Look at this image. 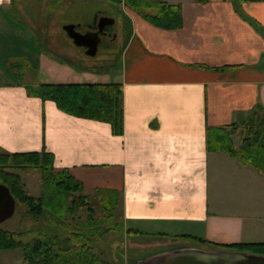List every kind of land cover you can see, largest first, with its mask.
<instances>
[{"label":"crops","instance_id":"0c3cea01","mask_svg":"<svg viewBox=\"0 0 264 264\" xmlns=\"http://www.w3.org/2000/svg\"><path fill=\"white\" fill-rule=\"evenodd\" d=\"M107 1L131 29L109 70L30 51L26 29L32 27L19 15L29 0H0V149H44L84 192H117L122 217L149 233L263 242L264 206L250 211L246 200L264 199V174L224 150L209 151L207 137L210 129L241 122L255 104L264 107V0H242L256 27L231 0H163L181 4L183 25L173 30ZM15 42L25 47L13 52ZM27 67L34 78L26 81ZM110 82L123 89L120 135L108 123L67 114L27 91L40 84ZM184 246L192 245L162 250Z\"/></svg>","mask_w":264,"mask_h":264},{"label":"trees","instance_id":"16d2710c","mask_svg":"<svg viewBox=\"0 0 264 264\" xmlns=\"http://www.w3.org/2000/svg\"><path fill=\"white\" fill-rule=\"evenodd\" d=\"M112 1L119 7L133 10L158 28L173 30L183 25L179 3L163 0ZM194 1L204 4L209 0ZM231 1L242 18L258 26L243 12L242 0ZM123 29L125 37L129 36L130 23L125 16ZM27 91L44 101H53L67 114L108 123L114 135L123 133V89L119 83L40 84L27 87ZM234 137L239 141L236 148ZM207 148L209 151L224 150L240 164L264 174V107L255 104L241 122L210 129ZM53 164V155L44 149L13 153L0 149V182L9 188L16 206L22 205V219L28 222V227L18 232L0 226V252L18 250L22 264H115L99 256L94 245L108 232L122 228L117 219L111 221L121 216L118 193L102 189L86 193L82 183L66 168L56 169ZM29 170L38 173L41 191L37 196L29 193L20 175V172ZM126 233L197 240L215 249L264 255V242L219 244L194 235L149 233L135 227H128Z\"/></svg>","mask_w":264,"mask_h":264},{"label":"rangeland","instance_id":"374dc122","mask_svg":"<svg viewBox=\"0 0 264 264\" xmlns=\"http://www.w3.org/2000/svg\"><path fill=\"white\" fill-rule=\"evenodd\" d=\"M25 11L29 16L25 14ZM23 12L19 13L20 18H23L25 21L29 20L30 22H27L32 27H27L26 29L32 37L31 46L29 47L30 51L36 49L38 52H44L59 60L64 58V60L73 64L94 66L95 68L108 69L110 66L118 63L117 61L114 62V59H118L117 54L123 45L125 31L123 29V17L118 13L117 7L113 3L107 0H29ZM101 16L115 19L114 25L110 28V35L112 34V36L103 38L95 56H88L83 47L73 44L63 26L74 24L78 31L86 32L88 28L96 24ZM124 16L127 18L126 15ZM6 45L7 49L10 48L9 44ZM12 45L14 48L13 52L19 47H25V45L16 42ZM30 57H34L32 52H30ZM15 60L20 61L19 58L18 60L15 58ZM28 62L29 60H27ZM27 69L28 67L22 68V80L27 81L34 78L30 74L34 70L31 67ZM16 71L19 70L16 69ZM28 73L31 76H27ZM5 78L7 79V76ZM237 141L238 138L235 139L236 145ZM20 175L25 181V186L29 193L35 196L39 195L41 190L38 173L34 170H29L20 172ZM246 201H248L247 204L250 211H255L264 206V199L261 198V195L259 197L252 195ZM22 214L23 207L21 204H18L13 216L0 224L1 228L14 232L24 231L23 228L28 227V222L23 221ZM120 215V217H115L111 221H116L117 219L118 222L122 223V228L117 231L108 232L94 245L95 252L109 262L115 264H138L139 260L152 252L180 244H188L192 245L189 247H199L201 249L208 248L207 245L197 240H173L165 237L128 234L126 233L128 227H137L138 225L127 222L122 217V214ZM259 215L257 214L256 216ZM261 218L258 217L255 221L257 226L261 225L259 222ZM261 223L264 225V220ZM143 228V226L139 227V229L144 231ZM0 264H22L20 252L18 250L0 252Z\"/></svg>","mask_w":264,"mask_h":264},{"label":"water","instance_id":"95a60500","mask_svg":"<svg viewBox=\"0 0 264 264\" xmlns=\"http://www.w3.org/2000/svg\"><path fill=\"white\" fill-rule=\"evenodd\" d=\"M115 19L101 16L96 22L95 30L80 32L74 24H66L63 29L78 47H83L88 56H95L106 34L105 28L112 26ZM16 210V200L9 188L0 182V224L10 219ZM138 264H264V255L244 251L211 249L197 247H176L152 253Z\"/></svg>","mask_w":264,"mask_h":264},{"label":"flooded vegetation","instance_id":"af4514ba","mask_svg":"<svg viewBox=\"0 0 264 264\" xmlns=\"http://www.w3.org/2000/svg\"><path fill=\"white\" fill-rule=\"evenodd\" d=\"M110 28H111V26H107L106 28H105V31H106V34L105 35H102V37L104 36V37H111L112 36V34L110 35ZM96 29V24L94 25V29H91V30H95ZM101 37V38H102Z\"/></svg>","mask_w":264,"mask_h":264}]
</instances>
